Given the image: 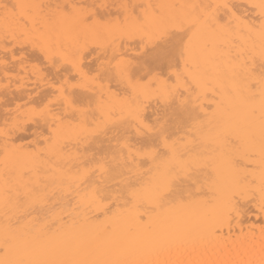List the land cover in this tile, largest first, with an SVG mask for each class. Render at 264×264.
I'll return each mask as SVG.
<instances>
[{"label": "snow or ice", "instance_id": "obj_1", "mask_svg": "<svg viewBox=\"0 0 264 264\" xmlns=\"http://www.w3.org/2000/svg\"><path fill=\"white\" fill-rule=\"evenodd\" d=\"M249 2L258 23L226 0L0 4V50L36 53L12 55L17 90L36 87L0 127V264H264V0ZM153 101L167 113L150 122ZM37 121L43 143L16 137ZM117 124L147 142L68 150ZM238 198L255 220L234 214Z\"/></svg>", "mask_w": 264, "mask_h": 264}, {"label": "bare ground", "instance_id": "obj_2", "mask_svg": "<svg viewBox=\"0 0 264 264\" xmlns=\"http://www.w3.org/2000/svg\"><path fill=\"white\" fill-rule=\"evenodd\" d=\"M14 0H0V4L8 3L11 5ZM131 2V0H130ZM146 0H136V3L143 4ZM209 0H201V3H207ZM215 2V0H212ZM229 4L232 11H234L238 16H240L243 20H247L249 22L256 21L259 22V17L254 15V10L250 6L249 0H226ZM114 3L110 2L108 9L106 11H111L114 8ZM221 19L228 20L231 13L228 9H221ZM7 46V45H6ZM21 56L23 54L27 59H35L36 53L29 50V48L25 47L14 48L12 53L4 52L0 50V60L6 61V63H0V82H4L6 80H11L5 88L0 89V127L5 126L6 121H10L13 115L12 112L7 111L14 107V105L27 98V96L34 91V86L31 83V79L29 77H25L24 87L20 90H17L15 84L19 82V77L24 76L25 73L23 69L20 67V62L13 61L12 55ZM87 55L85 57V63H87ZM260 65H257L256 70L260 71ZM48 76L52 79L62 78L64 75L63 69H58L54 65L47 67L45 69ZM13 74L10 77H5V73ZM112 87L116 90H122V85L116 83L115 80L112 83ZM214 97L211 93H209L208 97L205 99L204 104L206 107L211 108L213 106L212 100ZM172 107L176 110L175 117L169 119V125L171 126L174 123V119L180 116L179 104L178 102H173ZM187 106H185L186 108ZM167 113V109L163 108L158 101L150 102L145 110L146 119L150 122L153 117L163 118ZM169 131H172V128L169 127ZM47 134V128L39 121L36 123H29L24 125L21 131L16 132V137L18 139L30 140L35 144L43 143L42 137ZM128 136L133 143H145L147 142L146 138L143 140H138L135 131L128 125L125 124H117L112 127L107 128L102 133L91 138L90 141L81 145V144H72L68 146V150H75L82 153H91L94 157L96 156H109L115 155L117 149V142L121 140L123 137ZM235 166L241 171V173L247 172L252 166V161L249 157L243 155H237L235 158ZM115 171V170H114ZM112 190L118 192L120 190V186L118 184L112 185ZM150 206L144 205L138 209V211L142 213L149 212ZM255 211L252 207L250 201L238 198L237 203L234 207V214L238 216L239 220L251 222L255 220V216H249L250 212ZM237 222H233V227H236ZM247 227V225H245Z\"/></svg>", "mask_w": 264, "mask_h": 264}]
</instances>
